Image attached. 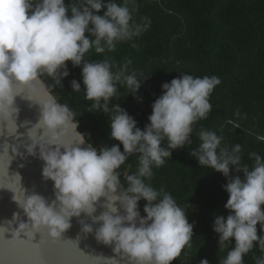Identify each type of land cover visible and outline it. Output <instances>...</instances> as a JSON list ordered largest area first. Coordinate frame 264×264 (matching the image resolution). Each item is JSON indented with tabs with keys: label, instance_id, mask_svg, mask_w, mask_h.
I'll return each mask as SVG.
<instances>
[{
	"label": "clouds",
	"instance_id": "9594fccd",
	"mask_svg": "<svg viewBox=\"0 0 264 264\" xmlns=\"http://www.w3.org/2000/svg\"><path fill=\"white\" fill-rule=\"evenodd\" d=\"M136 8L135 0H71L67 4L65 0H0V118L8 120L14 114L18 118L16 97L23 88L34 91L33 83L39 77L51 78L53 87L62 86V80L70 75L71 62L82 67L85 99L93 102L88 110L111 113L110 138L119 142L99 150L82 147L86 136L77 131L79 121L73 111L48 93L39 104L41 117L35 124L47 135L37 140L30 128L32 142L25 147L32 156L39 147V158L44 162L42 176L54 182L56 198L49 203L39 193L29 194L21 184L22 191L12 190L13 200L28 220L23 221L17 212L0 228L18 222L14 236L34 230V234L46 232L56 239L71 227L72 217L84 213L99 227L94 229L93 224L81 221L82 231H95L98 242L114 246V253L126 256L130 264H172L191 246L194 224L184 209L170 193L158 191L146 180H151L153 168L162 167L174 150L192 144L193 126L208 118L212 110L209 98L221 81L216 76L181 73L165 82L144 129L120 104L110 108L118 84L136 94L144 76L138 79L134 70L129 73L131 60L115 65L109 58L88 61L85 56L93 49L96 54L115 51L118 43L133 41L146 31L151 21L143 17V23L136 22ZM81 86L72 80L74 92ZM239 126L234 123V127ZM69 129L76 132L72 139L65 138ZM197 136L200 143L190 155L200 166L228 178L224 188L229 194L225 204L229 214L216 216L213 229L219 234L220 248L226 242L234 241V246L220 264H244V257L254 247L264 253V235L259 234L264 232V157L250 153L254 159L250 168L241 162L240 144L231 149L222 146V135L203 128ZM256 139L264 141V135ZM165 140L167 147L162 146ZM133 155H138L137 171L125 172L127 187L119 191L118 170ZM233 167L235 176L231 175ZM102 198L106 210L97 216ZM141 200L146 201V215L139 210ZM255 260L264 264V255ZM199 264L209 261L202 259Z\"/></svg>",
	"mask_w": 264,
	"mask_h": 264
},
{
	"label": "trees",
	"instance_id": "16d2710c",
	"mask_svg": "<svg viewBox=\"0 0 264 264\" xmlns=\"http://www.w3.org/2000/svg\"><path fill=\"white\" fill-rule=\"evenodd\" d=\"M65 2L71 3V0ZM117 2L122 3V0ZM135 2L134 20L143 23L142 18L147 17L150 27L133 41L118 43L115 51L96 54L93 49L85 59L109 58L115 65L132 61L129 73L134 70L138 79L144 76L141 87L138 93L131 94L129 89L118 84L117 94L109 107L120 104L141 129L150 123L152 104L162 94L165 82L181 73L220 79L221 83L209 98L212 110L208 118L193 126L192 144L174 150L162 167L153 168L151 180H146L158 191L163 189L170 193L188 215L189 222L194 224L191 246L186 247L172 264H199L202 259H207L209 264H220L234 246L233 241L220 248L219 234L213 229L216 216L229 214L225 208L229 194L224 188L228 178L221 172L200 166L190 152L198 147L197 132L203 128L222 135V146L231 149L240 144L241 162L250 168L254 164L250 153L264 157V141L256 139L264 135V0ZM132 43L136 47H132ZM68 70L70 75L62 80V86L53 87L51 78L41 77L57 100L73 111L80 131L98 150L101 146L119 143L110 138L111 113L88 110L93 102L85 99L82 67L68 62ZM74 79L82 85L79 92L71 87ZM234 123L240 126L236 128ZM162 146L167 147L166 140ZM120 147L123 151L122 144ZM137 168L138 155H133L118 170L125 187V172L132 174ZM231 175H237L234 167ZM145 203L144 200L139 202L144 215ZM257 227L259 231V225ZM259 234L264 235V232ZM262 255L259 247H254L244 257V264H256L255 258Z\"/></svg>",
	"mask_w": 264,
	"mask_h": 264
},
{
	"label": "water",
	"instance_id": "95a60500",
	"mask_svg": "<svg viewBox=\"0 0 264 264\" xmlns=\"http://www.w3.org/2000/svg\"><path fill=\"white\" fill-rule=\"evenodd\" d=\"M33 88L34 91L23 88L20 90L21 96L16 97V105L20 110L18 118L15 114L8 120L0 118V225H6L17 212L23 221L28 220L13 200L12 190L19 193L23 186L29 194L39 193L49 203L56 198L54 182L45 180L42 176L44 162L39 158V147L35 156L29 155L25 147L32 142L28 136L30 128L37 140L42 141L47 135L46 130L35 124L41 117L39 104L52 92L42 77L33 83ZM77 131L84 134L79 125ZM75 136V130L69 129L65 138L72 139ZM82 147L95 146L86 139ZM125 188L121 181L119 191ZM103 202L104 198L97 206L95 215L106 210ZM140 212L144 215L141 210ZM81 221L93 224L94 229L99 227L91 217L82 213L80 217H72L71 227L61 238L56 239L46 232L34 234V230H28V235L21 233V237L14 236V228L18 227V222L7 225L9 228H0V264H130L126 256L114 253V246L98 242L95 231L83 232Z\"/></svg>",
	"mask_w": 264,
	"mask_h": 264
}]
</instances>
